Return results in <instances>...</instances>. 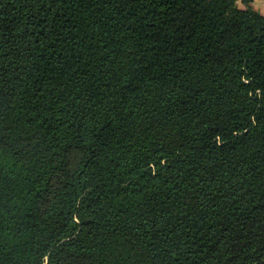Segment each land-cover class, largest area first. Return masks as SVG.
I'll use <instances>...</instances> for the list:
<instances>
[{
	"label": "trees",
	"instance_id": "obj_1",
	"mask_svg": "<svg viewBox=\"0 0 264 264\" xmlns=\"http://www.w3.org/2000/svg\"><path fill=\"white\" fill-rule=\"evenodd\" d=\"M252 2L0 0V264H264Z\"/></svg>",
	"mask_w": 264,
	"mask_h": 264
},
{
	"label": "rangeland",
	"instance_id": "obj_2",
	"mask_svg": "<svg viewBox=\"0 0 264 264\" xmlns=\"http://www.w3.org/2000/svg\"><path fill=\"white\" fill-rule=\"evenodd\" d=\"M238 7H242L240 3H237ZM252 7L254 10L258 11L261 15L264 16V0H253Z\"/></svg>",
	"mask_w": 264,
	"mask_h": 264
}]
</instances>
